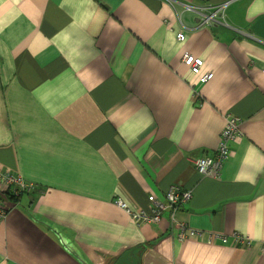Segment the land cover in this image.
<instances>
[{
	"label": "crops",
	"instance_id": "obj_1",
	"mask_svg": "<svg viewBox=\"0 0 264 264\" xmlns=\"http://www.w3.org/2000/svg\"><path fill=\"white\" fill-rule=\"evenodd\" d=\"M263 69L264 0H0V168L39 191L0 194V264H264ZM231 116L229 158L202 177ZM170 187L202 239L115 203L149 212Z\"/></svg>",
	"mask_w": 264,
	"mask_h": 264
},
{
	"label": "built area",
	"instance_id": "obj_2",
	"mask_svg": "<svg viewBox=\"0 0 264 264\" xmlns=\"http://www.w3.org/2000/svg\"><path fill=\"white\" fill-rule=\"evenodd\" d=\"M228 3H224L222 5H217L214 7L208 6L203 8L200 12L202 15L200 26H210L214 22H218L222 18L223 9L228 6ZM196 8H192L190 6H185L186 11L195 10ZM185 34L183 32L176 33V41L182 43L185 41ZM182 62L185 66L188 67V71L194 75L199 74L200 67L202 66V60L200 58H195L189 54H184L182 57ZM262 74H264V69L262 70ZM209 74H205L200 77L199 83L205 84L209 80ZM240 124V120L237 117L231 116L226 119L225 126L221 132L220 142L218 144V148L216 150V155L213 158H201L195 160L193 162L194 168L197 173L202 177H218L220 174V170L229 158V149L228 142L233 140L238 136V126ZM13 187H16L13 188ZM32 185H25L21 178L12 176L8 171H3L0 168V194L3 195L7 190H13L14 195H19L21 192L30 191ZM192 197L190 191L182 190L178 187H170L164 194V199L160 200L157 196L151 194L148 197L149 202V212L143 211H131L128 206L123 203L118 198L115 200V203L118 207L126 211L129 215H131L135 221L141 223H158L160 222L163 213H168V217L173 228L176 230L177 237L182 240L187 237H199L203 234L200 231L189 229L184 222L177 218V213L179 211V206L186 204ZM0 222L4 219L6 208H3V203L0 202ZM174 222L176 224L174 225ZM183 232H186V236ZM241 239L240 243L243 244L244 239ZM264 250V246H263Z\"/></svg>",
	"mask_w": 264,
	"mask_h": 264
},
{
	"label": "trees",
	"instance_id": "obj_3",
	"mask_svg": "<svg viewBox=\"0 0 264 264\" xmlns=\"http://www.w3.org/2000/svg\"><path fill=\"white\" fill-rule=\"evenodd\" d=\"M32 186H34V185H32ZM38 193H39V191L37 188H35V186L33 187L31 192L30 191L29 192L24 191V192H21L19 195H14V192H12L11 190H7L5 193H3L2 196L4 199L3 198L2 199L9 202V203L16 204L24 194L25 195H28V194L37 195ZM5 215H6V213H5Z\"/></svg>",
	"mask_w": 264,
	"mask_h": 264
},
{
	"label": "water",
	"instance_id": "obj_4",
	"mask_svg": "<svg viewBox=\"0 0 264 264\" xmlns=\"http://www.w3.org/2000/svg\"><path fill=\"white\" fill-rule=\"evenodd\" d=\"M114 264H138V262L134 259H131L130 253L126 252L120 258H118Z\"/></svg>",
	"mask_w": 264,
	"mask_h": 264
},
{
	"label": "rangeland",
	"instance_id": "obj_5",
	"mask_svg": "<svg viewBox=\"0 0 264 264\" xmlns=\"http://www.w3.org/2000/svg\"><path fill=\"white\" fill-rule=\"evenodd\" d=\"M230 11H231V9L228 10V13H229ZM22 181H23V180H22ZM33 187H34V186L31 187L30 192L32 191ZM26 192H28V191H26ZM180 208H181V205L179 206V209H180ZM176 216H177V215H176ZM175 224H176V222H174V225H175ZM192 230H193V229H192ZM183 233H184L185 236H186V232H183ZM203 235H204V234H201V236H199V237H192V236H190V237H187V238L182 239V240H180L179 238H178V239H179L180 241H182V242H184V241H186V240H191V239H194V240L197 239V240H198V239H202ZM239 243H240V242H239ZM224 244H225V243H224ZM231 246L238 247V246H240V244H232ZM241 246H242V245H241ZM242 247H243V246H242Z\"/></svg>",
	"mask_w": 264,
	"mask_h": 264
}]
</instances>
